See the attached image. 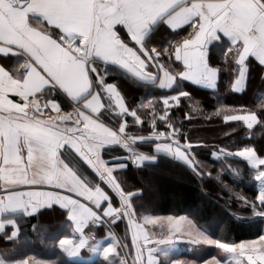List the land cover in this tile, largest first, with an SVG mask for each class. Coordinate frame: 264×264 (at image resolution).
<instances>
[{
	"label": "snow or ice",
	"instance_id": "snow-or-ice-1",
	"mask_svg": "<svg viewBox=\"0 0 264 264\" xmlns=\"http://www.w3.org/2000/svg\"><path fill=\"white\" fill-rule=\"evenodd\" d=\"M165 35L173 37L166 44ZM222 41L226 46L218 56ZM109 64L133 83L172 94L132 106L120 85L107 79ZM255 65L264 68V0H0V232L10 225L11 235H4L15 239L21 221L51 209L70 228L58 241L67 264H89L95 255L103 264H179L171 253L185 236L193 244L215 245L235 264H264V234L226 242L185 216H138L145 207L140 194L154 185L145 182L134 191L123 172L129 163L138 171L165 155L203 178L207 165L198 160L197 149L205 151L207 144L186 135L170 115L185 100L193 101L192 91L179 85L187 81L216 91L221 74L228 72V91L244 93ZM58 95L66 98L63 106ZM198 105L190 106L185 120L203 115ZM141 110H146L143 117ZM107 114L118 127L104 122ZM213 118L228 126L226 137L242 125L249 142L235 150L214 145L205 159L246 162L256 194L234 195L244 211L264 218V145L258 149L251 142L255 128L264 129V98L252 107L220 103L205 116ZM145 124L150 125L147 136L128 131ZM144 144L154 148L138 151ZM111 145L126 151L123 161L104 159L103 150ZM121 220H127L130 244L110 227L106 237L97 238V230ZM157 226L162 231H155ZM0 264L47 262L4 256ZM208 264L227 261L213 257Z\"/></svg>",
	"mask_w": 264,
	"mask_h": 264
},
{
	"label": "trees",
	"instance_id": "trees-1",
	"mask_svg": "<svg viewBox=\"0 0 264 264\" xmlns=\"http://www.w3.org/2000/svg\"><path fill=\"white\" fill-rule=\"evenodd\" d=\"M181 35H184V33H181ZM172 38L167 35L163 36V43L166 44ZM224 46H226L225 41L217 45L218 56ZM107 71L109 82H117L120 85L126 95V100L132 106L153 97L172 94L170 90L159 89L156 85L133 83L124 74V71L115 66H108ZM262 72H264V68L259 65L249 68V84L244 93L228 91V81L231 79L228 72L221 74V80L216 91L187 81L179 85L185 90L192 91L193 101L185 100L180 109H173L170 115L178 125L183 124L182 131L186 135L193 140L204 141L207 144V150L197 149V152L200 153L198 160H205L207 165L204 169V176L203 178L196 177L190 169L162 156H158L151 166L138 171L132 168L129 163L128 168L123 170L124 179L130 186H134V191L137 187L143 186L145 182L150 181L154 185L153 190L145 189L140 194L144 199L145 207L138 209L137 215H141L142 212L161 216L185 215L203 227L211 237L226 242L255 239L259 234H264V218L251 216V212L244 211L242 204L234 195V193H239L254 198L256 194L254 174L246 162L239 159L224 160L221 158L217 160L210 155L205 159L206 153L210 152L214 145L222 146L226 144L230 150H235L236 147L249 142L246 129L242 125L236 127V131L226 137L225 132L229 131L228 126L217 118L208 120L205 119V116L210 115L220 103L237 107L257 105L259 99L264 98ZM58 98L62 101L63 106L66 103V98L59 95ZM197 101L199 102V108L203 109V115L193 114L191 122H188L184 118V113L189 112L190 106ZM68 107L66 110L70 109V105ZM145 112L146 110L140 111L142 117ZM102 119L113 127H118L112 114H107ZM128 120L131 125V117H128ZM128 130L134 134L142 135L150 132V125L130 126ZM160 130H165L164 125H160ZM255 132L256 135L251 138V142L259 149L261 145H264V129L256 127ZM152 146L144 144L139 148L147 152ZM120 151L122 152V150ZM228 165H231V168L236 171L229 170ZM82 166L87 169L86 165ZM155 169H159L158 174L153 177L149 176L148 174ZM88 171L91 172L90 169ZM218 173L220 174V180L216 179ZM91 175L93 179L99 182V178L95 177L94 173ZM225 184L231 187V192L223 186ZM101 187H104L106 191L115 196V193H112L103 183H101ZM117 203H119L118 197L115 198L114 205ZM33 225H37V227L34 229ZM111 226L120 240L131 243L124 220L111 224ZM19 229L18 237L12 240H8L4 235V232H7L8 236L11 235L12 227L10 225L5 228L4 232H0V257L6 256L13 261L34 258L50 264H53V262L55 264H67L65 256L58 247V241L70 232V228L64 223L59 213L53 212L51 209H41L39 217L32 216L30 219H24L20 222ZM108 230L109 227L106 226L102 230H97L95 234L98 238L101 237L100 234L106 235L105 233ZM160 230L162 229L156 231ZM201 247L202 249L205 247V252L202 255L197 253V249ZM213 247L215 245L199 246L197 248L182 244L179 253H171V259H185L182 264H191V262L205 264L211 258V252L214 251L212 250ZM89 264H103V262L100 258H94L89 260Z\"/></svg>",
	"mask_w": 264,
	"mask_h": 264
},
{
	"label": "crops",
	"instance_id": "crops-1",
	"mask_svg": "<svg viewBox=\"0 0 264 264\" xmlns=\"http://www.w3.org/2000/svg\"><path fill=\"white\" fill-rule=\"evenodd\" d=\"M9 63H15V58H10L9 59ZM108 66H115V67H117L116 65H113V64H109ZM118 68V67H117ZM120 69V68H119ZM120 70H122V69H120ZM123 71V70H122ZM166 90V89H165ZM105 123H107L109 126H112L111 124H109L108 122H106V121H104ZM113 127V126H112ZM115 128V127H114ZM129 132H131L130 130H128ZM149 133L150 132H146L145 134H142V135H145V136H147V135H149ZM152 148H154V145L152 146ZM120 150H122V152L120 151ZM119 151V152H118ZM121 152V153H120ZM103 153H104V159L105 160H111V161H109L110 163H118V162H121V161H123L124 160V158H125V156L127 155V153H126V151L123 149V148H121L120 146H118V145H111V146H108L107 148H105L104 150H103ZM109 153H110V155H109ZM160 156H162L163 158H166V159H169L170 161H172V162H174V163H177V164H179V165H181V166H183V167H185V168H187V166L186 165H184V164H182V162H180V161H177V160H173L171 157H169V156H165V155H160ZM113 158H115V159H113ZM188 169V168H187ZM118 204V205H117ZM116 205H114V206H116V207H119V203H117ZM142 212V211H141ZM142 214H145L144 212H142ZM139 216V215H138ZM158 216H161V215H158ZM178 216H185V215H178ZM251 216H253V215H251ZM163 217H166V216H163ZM185 217H187V216H185ZM187 219H189V220H191V221H193L192 219H190V218H188L187 217ZM194 222V221H193ZM183 224H184V230H185V232H186V227H187V223H186V221L185 222H182ZM124 224H125V226H126V228H127V231H128V233H129V237H130V239H131V233H130V230H129V228H128V223H127V220H124ZM108 227H110V230H111V232H112V234L113 235H115L118 239H119V237L117 236V234H116V232H115V230L113 229V227L110 225V226H108ZM151 227V226H150ZM159 229H161L159 226H157L154 230L156 231V230H159ZM166 229V227L163 229V230H165ZM167 230V229H166ZM107 233H108V231H107ZM101 236H103V234H100ZM105 236V235H104ZM100 237H98V239H99ZM182 244H186L187 246H189V247H195V246H207L208 244H206V243H199V244H193V243H191V242H189V239L187 238V236H185V238L184 239H182V240H180V241H178L177 242V245L176 246H178V247H180L181 248V246H182Z\"/></svg>",
	"mask_w": 264,
	"mask_h": 264
},
{
	"label": "rangeland",
	"instance_id": "rangeland-1",
	"mask_svg": "<svg viewBox=\"0 0 264 264\" xmlns=\"http://www.w3.org/2000/svg\"><path fill=\"white\" fill-rule=\"evenodd\" d=\"M159 169H155L154 171H151V173L150 174H148L149 176L151 175V177H153L155 174H158V171ZM150 182V181H149ZM152 183V182H151ZM153 184V183H152ZM152 190H153V188H152ZM189 220V219H188ZM193 222V221H192ZM194 224H196L197 225V227H198V229L200 230V231H202V232H204L205 234H207L208 236H210L211 237V235L203 228V227H201L200 225H198L197 223H195V222H193ZM188 227V226H187ZM187 227H186V231H187ZM160 231H162V230H160ZM160 231H158V232H160ZM163 231H167V230H163ZM185 231V230H184ZM106 235H105V237L107 236V234L108 233H105ZM115 236V235H114ZM116 237V236H115ZM117 238V237H116ZM211 238H213V237H211ZM213 239H215V238H213ZM195 247H197V248H199V246L197 245V246H195ZM204 248L205 247H203V249H202V247L201 248H199V249H197V253L198 254H201L202 255V253L203 252H205V250H204ZM180 247H178V246H176L175 247V249L172 251V252H174V253H179L180 252ZM211 250V249H210ZM212 250H214V251H212ZM212 252H211V258H210V260H207L206 262H205V264H208V262L209 261H211L212 260V258L213 257H216L217 259H219L221 256H223V258L227 261V264H235V260L234 259H232L231 258V256H229V255H226V254H224L220 249H218L216 246L215 247H213L212 248ZM206 254V253H205ZM209 254H210V251H209ZM220 255V256H219ZM94 258H100V260H101V257L100 256H98V255H95V256H92V257H90V259L89 260H91V259H94ZM203 258V257H202ZM42 261V260H41ZM176 261H178L179 262V264H182V263H184L185 262V259H178V260H176ZM47 264H50V263H47ZM191 264H197V263H194V262H191ZM201 264H203V263H201Z\"/></svg>",
	"mask_w": 264,
	"mask_h": 264
},
{
	"label": "built area",
	"instance_id": "built-area-1",
	"mask_svg": "<svg viewBox=\"0 0 264 264\" xmlns=\"http://www.w3.org/2000/svg\"><path fill=\"white\" fill-rule=\"evenodd\" d=\"M68 110H71V109H68ZM138 151H145V150H143V149H141V148H138L137 149ZM146 152V151H145Z\"/></svg>",
	"mask_w": 264,
	"mask_h": 264
}]
</instances>
